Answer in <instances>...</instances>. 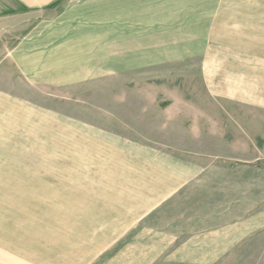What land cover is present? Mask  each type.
<instances>
[{"label":"crops","instance_id":"1","mask_svg":"<svg viewBox=\"0 0 264 264\" xmlns=\"http://www.w3.org/2000/svg\"><path fill=\"white\" fill-rule=\"evenodd\" d=\"M193 64L209 102L223 108L252 100L263 109L264 0H0V165L28 171L22 155L3 149L25 141L36 149L34 142L54 140L55 125L69 126L38 103L55 90L103 76L154 75L151 69L186 76ZM175 105L165 106L159 134L197 139L183 129L196 119ZM205 135L200 140L215 138ZM119 150L127 175L115 190L132 216L124 229L79 247L72 264H95L136 230L141 239L106 264H264V165L191 163L165 144Z\"/></svg>","mask_w":264,"mask_h":264},{"label":"rangeland","instance_id":"2","mask_svg":"<svg viewBox=\"0 0 264 264\" xmlns=\"http://www.w3.org/2000/svg\"><path fill=\"white\" fill-rule=\"evenodd\" d=\"M149 72L154 75L137 71L88 79L38 101L51 105L55 122H68L70 131L55 125L54 140H38L36 149L28 141L3 149L4 154L22 155L20 168L28 171L0 165V264H72L79 247L84 250L96 237L98 241L124 229L125 216L132 211L115 190L125 185L127 175V158L119 149L133 143L146 148L165 144L186 153L183 161L196 164L264 165V108H254L252 100L223 108L209 102L201 92L205 81L196 64L186 76ZM169 102L183 116L189 113L196 119L183 129L191 128L197 139L174 142L159 134L158 122ZM209 131L215 138L200 140ZM117 177L123 179L117 182ZM136 232L124 235L95 264H106L117 251L140 240ZM233 256L231 261H237V254Z\"/></svg>","mask_w":264,"mask_h":264}]
</instances>
